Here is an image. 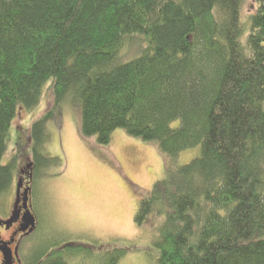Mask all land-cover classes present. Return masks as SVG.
<instances>
[{
    "label": "trees",
    "instance_id": "16d2710c",
    "mask_svg": "<svg viewBox=\"0 0 264 264\" xmlns=\"http://www.w3.org/2000/svg\"><path fill=\"white\" fill-rule=\"evenodd\" d=\"M245 1L0 0V194L16 172L14 159L2 164L12 121L50 84L52 105L29 127L28 178L55 162L46 126L69 101L97 145L122 130L166 155L134 215L139 229L153 224L148 264H264V0L243 24ZM92 252L44 241L20 264Z\"/></svg>",
    "mask_w": 264,
    "mask_h": 264
},
{
    "label": "rangeland",
    "instance_id": "374dc122",
    "mask_svg": "<svg viewBox=\"0 0 264 264\" xmlns=\"http://www.w3.org/2000/svg\"><path fill=\"white\" fill-rule=\"evenodd\" d=\"M253 11L252 0H246L241 9L243 24ZM49 85L37 106L18 110L2 159V164L14 159L16 172L11 187L0 194V235L6 239L15 225L25 187L28 208L36 220L34 229L17 239L14 264H20L23 256L44 241L92 249L91 258L77 256L68 259L70 264H94L116 248L126 250L117 264H148L155 254L153 224L139 229L134 215L140 194H146L164 177L166 155L155 142L128 137L122 130L112 133L107 145H97L94 136L81 134L79 112L65 101L61 104V122L46 126L44 152L56 160L41 168L37 178H28L29 127L52 105ZM199 153V146L186 149L175 157L173 165L187 164Z\"/></svg>",
    "mask_w": 264,
    "mask_h": 264
},
{
    "label": "water",
    "instance_id": "95a60500",
    "mask_svg": "<svg viewBox=\"0 0 264 264\" xmlns=\"http://www.w3.org/2000/svg\"><path fill=\"white\" fill-rule=\"evenodd\" d=\"M21 208L23 213L21 215L18 231L24 233L35 227V217L28 208V188L24 189L22 193ZM11 243H13V240L10 242L0 240L2 264H14L13 252L10 247Z\"/></svg>",
    "mask_w": 264,
    "mask_h": 264
},
{
    "label": "flooded vegetation",
    "instance_id": "af4514ba",
    "mask_svg": "<svg viewBox=\"0 0 264 264\" xmlns=\"http://www.w3.org/2000/svg\"><path fill=\"white\" fill-rule=\"evenodd\" d=\"M26 186H27V184H26ZM26 188L27 187H25V189ZM20 208H21V206H20ZM22 213H23V210L21 209L20 214H19V216L17 218V221H16L15 225L12 227V229L10 230V233H9L8 237L5 239V238H3L2 235H0V240L1 241L10 242V241L13 240V243H11V246H10L11 249H12V252H13V256H14V246H15V244L17 242V239L20 236H23V235H25L28 232L27 231V232L22 233V232L18 231V227H19V223H20V219H21ZM0 263L2 264V255H1V253H0Z\"/></svg>",
    "mask_w": 264,
    "mask_h": 264
}]
</instances>
